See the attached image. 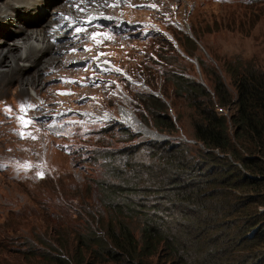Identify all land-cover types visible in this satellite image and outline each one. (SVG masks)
Segmentation results:
<instances>
[{
  "label": "rangeland",
  "instance_id": "obj_1",
  "mask_svg": "<svg viewBox=\"0 0 264 264\" xmlns=\"http://www.w3.org/2000/svg\"><path fill=\"white\" fill-rule=\"evenodd\" d=\"M121 1L118 11L120 9L124 13L126 11L124 18L146 21V24L141 25L139 29L138 25L131 27V36L128 35L127 30L124 34L113 32L111 24L107 22L102 26L106 25L105 27L111 30L108 28L110 31L105 32L103 39L98 43H93L79 35L74 36L72 33L73 38L69 42L82 40L86 45L81 44V47L77 46L75 51H67L68 60H63L57 71L48 70L42 74V69L46 65L40 69L43 76L41 85H38L43 86L40 95H33L31 98L26 92L24 102L16 100L18 97L13 93L14 88L19 90L29 85L27 88L30 89L34 85V81L28 75L22 76V80L26 79V81L17 82L21 78L17 74L14 82L8 84L10 90L6 98H9L10 105L13 100L15 101L11 107L6 106L8 114L2 113L0 108V210L5 208L9 211L0 215V223L10 219L8 221L10 225H16L20 221V225L30 228L35 218L36 228L41 232L42 230L39 229L43 228L42 224L54 223L66 218L76 220V211L80 209L78 208L80 206L78 201L81 200L78 196L80 191L86 194V200L93 201L91 185L87 187L86 179L93 176L95 167L97 171L103 166L102 163L108 162L119 163L125 168L128 164L132 166L137 197L145 198L147 202L159 198L160 192L157 194L154 192L157 188V183L154 182L161 168V155L166 156L168 151L178 146L189 145L193 148L192 152L186 148L181 151L184 160H187L198 148L206 149V147L192 135L188 125L189 107L183 98L178 99L176 104H171L169 97L162 95L168 104V114L175 120L178 129L159 131L155 128L151 117L142 112L143 107L137 100L138 91L152 89L161 95L159 88L165 85L171 93L172 86L167 80V75L172 69L180 70L197 81L208 84L200 58L208 63V69L213 68L222 74L223 80L228 83L233 93L234 87L230 83L229 73L223 69V58H227L230 62L250 60L264 67V0H254L252 4H248V0ZM42 2L44 3L42 14L40 13L35 24H27V21L20 18L7 19L9 22L5 27L0 25V40L4 39L3 33L8 30L13 32V29H18L20 26L27 31L33 28L39 29L41 24L49 21L48 17L40 18L58 10V5L67 3L66 0ZM106 2L110 3L111 0ZM21 3L28 1L0 0V12L10 10L14 5L12 11L17 14L24 6ZM69 4H64V8L61 7L58 13L64 14V11H68ZM32 6L33 9L30 8L29 11H22L26 14L24 16H30L29 20L38 11L36 5L32 4ZM87 9L88 7L83 13ZM231 16L240 17L241 25L229 24L227 19ZM1 19L0 15V24L3 22ZM191 19L196 21L202 39L193 34ZM121 21L123 22L122 18ZM95 26L99 27V25ZM148 26L153 33L147 30ZM81 27L99 31L91 23ZM59 30L57 29L55 34L62 33V37L55 39V45H60L63 39L70 38V35L63 33L64 28ZM144 31L145 33L142 34ZM179 31L182 32V37H185V42L192 52L185 50L181 42L176 39L177 36H181ZM188 35L195 41L189 42ZM14 38V35L9 36L7 41H14ZM61 50L63 48L58 49ZM81 50L86 52L83 54ZM76 51L81 55L74 53ZM40 52L33 59L36 60L35 67L38 66L39 59L45 58L48 54ZM73 53L79 56L76 57ZM98 55L113 61L128 76H115L113 69L109 67L108 70L111 71L108 73L105 72L107 70L102 74L97 72L91 63ZM69 57L78 60L71 64ZM35 67L31 68L32 76L36 72L37 67ZM145 77L155 82V89L149 86ZM89 78L92 79V83L87 82ZM33 93L35 94L34 91ZM37 104L44 106L40 107ZM121 104L131 110L144 125L165 134V137L155 138L141 130H136L131 125L125 128L115 125L116 119L112 117L114 115L117 117L118 107ZM214 108L218 113L228 115L233 111V108L223 107L217 102H214ZM141 112L146 116L147 123L143 121L145 119L141 116ZM20 113L24 115L21 116ZM59 113L62 114L58 117ZM103 113H108L112 117L103 120L99 117ZM178 114H180L179 122L184 124V128L178 125ZM21 118L27 123L22 122ZM26 140L28 143L25 142ZM94 148L101 149L94 152ZM145 166L152 171L143 169ZM67 190L71 194L67 193ZM225 191L235 193L231 187H227ZM64 193L71 195L67 202L72 203V206L66 204ZM39 205L46 207L44 212ZM27 208H31L38 216H30L26 211ZM137 210L142 213V210ZM24 211L26 213H23V217L17 216V212ZM134 220L131 221L133 225H135ZM93 264L119 263L106 260Z\"/></svg>",
  "mask_w": 264,
  "mask_h": 264
},
{
  "label": "trees",
  "instance_id": "obj_2",
  "mask_svg": "<svg viewBox=\"0 0 264 264\" xmlns=\"http://www.w3.org/2000/svg\"><path fill=\"white\" fill-rule=\"evenodd\" d=\"M190 21L193 34L202 39L196 21ZM227 21L241 25L237 16ZM176 39L192 52L182 32ZM200 61L208 84L172 69L167 75L171 93L165 85L160 87L171 104L185 100L192 135L206 147L198 148L187 160L181 151L192 152L189 145L173 148L166 156L160 154L161 168L154 182V192H160V197L147 202L136 196L131 165L102 163L86 179L93 201L86 200L82 190L78 195L76 220L42 224L41 232L35 218L30 228L20 221L10 225V219L0 223V264H93L106 260L119 264H264V67L250 60L223 58L233 93L219 71L208 69L202 58ZM145 81L155 88L150 78ZM137 100L157 130L178 129L165 99L150 90H139ZM214 102L233 108L232 113H218ZM177 119L184 128L180 114ZM97 149L101 148L94 152ZM175 149H181L180 153ZM143 169L152 171L146 166ZM227 187L235 193L226 192ZM67 193L65 202L72 206ZM39 207L43 212L46 209ZM8 211L2 208L0 215ZM26 211L38 216L31 208ZM23 213L16 214L23 217Z\"/></svg>",
  "mask_w": 264,
  "mask_h": 264
},
{
  "label": "bare ground",
  "instance_id": "obj_3",
  "mask_svg": "<svg viewBox=\"0 0 264 264\" xmlns=\"http://www.w3.org/2000/svg\"><path fill=\"white\" fill-rule=\"evenodd\" d=\"M26 1H28V3H21L24 6L22 10L17 14L13 13L14 5L10 10L0 12V15L2 16L1 20L3 21L2 24H0L1 27H5L8 24L9 21H7V19L13 20L15 18H20L24 21H27V24H31V25L37 22V18L40 15L41 9L43 8L44 5V3L42 2L43 0H26ZM48 1L51 2L52 0H48ZM69 1L71 0H66L67 3H70L69 10L64 11L65 12L64 14H59L58 10H60V8L64 6V4L67 5V3L64 4L62 3L58 5V10H56L55 12H53L48 16H43L42 18H40V19H44L45 17H48L49 21L41 24L39 29H34L33 27H30L33 29L27 31L24 28H22V26H20L18 29H13V32L8 30L6 31V33L2 34L4 37V39L0 40L1 43L0 44V108H2L1 111L2 113L8 114L7 113L8 110L6 109V106L11 107L15 101L13 100L10 105L9 98H6L7 97L6 95H8L10 90L8 84L14 82V77L17 74L19 77H21L19 80H17V82L22 80L23 75L26 76L28 75V77H30L34 81L33 86H31L32 84H30L31 86L30 89L27 88V86L29 85L23 86L19 90L17 88L13 89V93H15L18 97L16 100H20L24 102L26 99V92L31 98L33 97V95H38L39 92L41 93L43 92V86H38L41 85V80L43 79L40 69L44 68L46 65V67L42 69V74L43 72L48 70H50L51 72L57 71L62 61L66 59V56L68 54L67 51L72 52L76 50L77 46L79 47L80 45L81 47V44L86 45V43L82 42V40L76 42L73 41L74 44L73 42H69V40L73 38L71 36L72 33H74V36L79 35V37L85 38L93 43L94 42L98 43L99 40L103 39L102 37L105 35V32L108 33L109 30L105 26H99V27L95 26V28L99 29V31L98 30L95 31L93 29L91 30L89 28H85L86 26L81 27L80 24H85L90 21H107V22H114L119 25V24H123V22L121 21V16L124 17L127 14L126 11L124 13V11L121 9L120 11H118L119 10L118 7H120V5L122 4L121 0H111L110 3L106 2V0H72V2ZM32 4L36 5L38 11L37 13H35L34 17H31L32 19L29 20L30 19V16H28L29 14L27 15L28 17H26L24 16L26 14L22 13V11H29L28 9L30 8L33 9ZM19 7L20 5L18 6V8ZM87 7H88L87 11L83 13V10ZM54 9L57 8L54 7ZM60 15H62V17H60ZM49 23H51V25ZM60 28H64L65 30L63 33L70 35V38L63 39L60 45H55L54 42L55 39L62 37V33L55 34L57 32L56 30L57 29L59 30ZM77 29H79V31H77ZM59 32H61V30H59ZM121 34H124V31ZM12 35H14L15 37L13 39L14 41H7V37ZM105 37L109 38L108 36ZM71 46H74V48H72ZM60 48H63V50L58 51V49ZM39 51L41 52L43 51L44 53H48V54L50 53V54L49 55L47 54L45 58H40L38 61V66H36L37 67L36 68L35 67L36 60L33 61V59L35 58L36 54ZM81 52H83L84 54V52L86 51L81 50ZM74 53H79V52L76 51ZM74 55L78 57L79 55H81V53H79V55L76 54ZM66 60H68V58ZM77 60L78 58H73V59L70 58L69 63L74 64V62H76ZM27 62H31V63L27 64ZM92 64L97 68H104L105 66L116 68L114 66L115 63L113 61H109L99 55L96 56L95 61H92ZM32 67L36 68V72L33 76L31 75ZM22 81H26V79ZM33 91L35 92V94L33 93ZM35 102L41 103L38 101ZM37 105L40 107L44 106V104L42 105L37 104ZM20 114L21 116L24 115L23 113ZM105 116L111 117V115L109 114H102L100 117H105ZM117 118L126 121L127 124L131 125L136 130H141L143 131V133L145 132L148 135L155 136V138L165 137V134H161L157 130L148 128L147 125H144V123H142L131 110L122 106V104L118 107ZM32 133L34 135V132ZM27 140L25 142H27ZM51 143L52 142H50V145ZM36 144H38V141L36 142Z\"/></svg>",
  "mask_w": 264,
  "mask_h": 264
},
{
  "label": "clouds",
  "instance_id": "obj_4",
  "mask_svg": "<svg viewBox=\"0 0 264 264\" xmlns=\"http://www.w3.org/2000/svg\"><path fill=\"white\" fill-rule=\"evenodd\" d=\"M248 4H252V1L251 0H248V2H247ZM121 18H122V20H123V24H116V23H114V22H107V21H90V22H88V23H85V24H80L81 26H84V25H86V24H94V27H95V25H99V26H102V25H104L103 23L104 22H107V23H109V24H111V29L113 30V32H115V33H118V34H120V33H122L123 31H125V30H127L128 31V35L129 36H131V30H130V28L131 27H133V26H136V25H138L139 27H138V29L139 28H141V25H145L146 24V21L145 20H139V21H135V19H131V18H124L123 16H121ZM191 23V22H190ZM106 26V25H105ZM109 28V27H108ZM110 29V28H109ZM110 29V30H111ZM157 29V28H156ZM147 30L148 31H152L150 28H149V26L147 27ZM145 33V31L142 33V34H144ZM152 33H153V31H152ZM189 36V35H188ZM189 37H191V36H189ZM192 38V37H191ZM195 41V40H194ZM94 54V53H93ZM92 58H94V56H91ZM111 60V59H110ZM91 63V62H90ZM89 63V64H90ZM92 64V63H91ZM93 65V64H92ZM114 66L116 67V68H112V67H109V66H105L104 68H97V67H95V70L97 71V72H99V73H101L102 74V72L103 73H108L109 71H111V70H108L109 68H112L113 69V74L115 75V76H120V75H124L125 77L126 76H128V74L127 73H125L124 71H123V69L121 68V67H119V66H117L116 64H114ZM109 67V68H108ZM105 70H107V71H105ZM105 71V72H104ZM176 71H179V70H176ZM179 73H182V74H184V75H186L184 72H181V71H179ZM188 76V75H187ZM190 77V76H189ZM92 79H90L89 78V80L87 81L88 83H92V81H91ZM201 82V81H200ZM203 83V82H202ZM150 86V85H149ZM151 87V86H150ZM152 88V87H151ZM153 89H155V88H153ZM141 90H144V89H141ZM146 90V89H145ZM147 90H149V89H147ZM159 90H160V88H159ZM150 91L152 92V93H154V94H157V95H159L158 93H157V91H154V90H152V89H150ZM161 91V90H160ZM162 93V92H161ZM162 95L163 94H161V95H159L160 97H162ZM164 96V95H163ZM163 98V97H162ZM164 99V98H163ZM66 109V111H67V108H65ZM55 112V111H54ZM56 112H57V110H56ZM60 114H62V113H59L58 114V117H59V115ZM104 114V113H103ZM105 114H108V113H105ZM102 114H100L99 115V117L101 116ZM51 117L52 118H55L53 115H51ZM112 117V116H111ZM111 117H102V119L103 120H105L104 118H111ZM112 118H115L116 120L114 121V123H120V124H122V126L123 127H127V125H129V124H127L126 123V121H124V120H122V119H119V118H117L115 115L112 117ZM145 122V121H144ZM156 128V127H155ZM204 145V144H203ZM213 150L215 151V152H217V153H219L218 152V150L217 149H215V148H213ZM60 176V175H59Z\"/></svg>",
  "mask_w": 264,
  "mask_h": 264
},
{
  "label": "snow or ice",
  "instance_id": "obj_5",
  "mask_svg": "<svg viewBox=\"0 0 264 264\" xmlns=\"http://www.w3.org/2000/svg\"><path fill=\"white\" fill-rule=\"evenodd\" d=\"M77 31H79V29H77ZM62 94H63V93H62ZM22 110H23V109H22ZM21 119H22V122H24V121H23V118H21ZM24 123H27V122H24Z\"/></svg>",
  "mask_w": 264,
  "mask_h": 264
}]
</instances>
